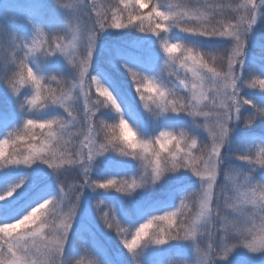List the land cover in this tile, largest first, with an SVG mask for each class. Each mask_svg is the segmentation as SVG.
<instances>
[{"label": "snow or ice", "instance_id": "obj_1", "mask_svg": "<svg viewBox=\"0 0 264 264\" xmlns=\"http://www.w3.org/2000/svg\"><path fill=\"white\" fill-rule=\"evenodd\" d=\"M0 53V264H264V0H2Z\"/></svg>", "mask_w": 264, "mask_h": 264}, {"label": "trees", "instance_id": "obj_2", "mask_svg": "<svg viewBox=\"0 0 264 264\" xmlns=\"http://www.w3.org/2000/svg\"><path fill=\"white\" fill-rule=\"evenodd\" d=\"M174 1L175 0H169L170 3H176ZM176 1L181 2V0H176ZM14 2L18 5H20L21 8H24V7L28 6L29 4H31L32 0H14ZM105 2H107V0H105ZM223 2L235 4L236 2H238V0H223ZM43 3L47 6L48 10H51L55 7V0H43ZM191 3L192 4L202 3V0H191ZM13 7H14V5H13ZM145 11H147V9H145ZM10 22H15V15L10 16ZM133 32H134V36H143L144 35L143 33H140L138 30H133ZM128 39L130 41L131 39H134V37H130ZM5 43H6V38H5ZM222 53H223V50L221 49L220 54H222ZM0 54H2V53H0ZM52 61L54 63L59 62V65L62 68V72L64 74H67V72L69 71V67L67 66L66 61H64L62 57H53ZM2 87H3L2 84H0V88H2ZM251 91H253L251 93V95H253V96L257 95V93H255L256 90H251ZM4 107H5L4 105L0 104V109H2ZM43 114H48V112L46 111ZM37 115H39V113H37ZM18 121H19V117L17 118V123H18ZM17 123H13L9 127H0V137H3L8 131H11L12 128L16 127ZM130 138H136V137L130 136ZM113 159L120 160L122 158L113 154ZM135 167L138 168V164H136ZM134 170H135L134 168H120V167H112L110 169H104L103 171L94 169V175H102V176L126 175V174H133ZM18 173L22 174L21 171H18ZM73 174H75V172L70 173L69 176L67 177L68 183H72L73 181L78 179L75 176L73 177ZM121 195L122 194L115 193V192H112L109 194H105V193L101 192V193H98L97 196H95V198H93L91 201L93 202V204H95V203H97V201H95V200L102 199V200H105V203L109 202V203H112L114 205L119 206V204L122 200H128L129 199V198L122 197ZM100 235H101V238L105 240V243L108 245V247H110L114 252L118 251L117 239H116V236L114 233H113L111 239H107V238L103 237L102 234H100ZM84 254L85 253H81V255L78 258L82 259V256Z\"/></svg>", "mask_w": 264, "mask_h": 264}, {"label": "rangeland", "instance_id": "obj_3", "mask_svg": "<svg viewBox=\"0 0 264 264\" xmlns=\"http://www.w3.org/2000/svg\"><path fill=\"white\" fill-rule=\"evenodd\" d=\"M0 2H2V0H0ZM174 2L179 3V1H176V0H175ZM238 2H240V0H238ZM238 2H236V3H238ZM129 135H130V136H134L133 133H130ZM8 150L11 151V148H9ZM34 167H35V166H34ZM14 171L18 173V171H21V170H20V169H15V170H14V169L10 166L8 169L0 170V176L4 175L5 173H13ZM26 171H30V170H26ZM74 176H75L76 178H78V176H77L76 173L73 174V177H74ZM105 194H109V193H105ZM95 196H97V193H91V194H90V200H92L93 198H95ZM129 199H131V198H129ZM207 243H208L207 240H203V241L201 242V247H202V248L206 247ZM192 256H193V258H195V253H194V252L192 253ZM92 259H94V257L91 256V255H89V254H87V253H85V254L82 256V260L84 261V264H88V262H89L90 260H92Z\"/></svg>", "mask_w": 264, "mask_h": 264}]
</instances>
